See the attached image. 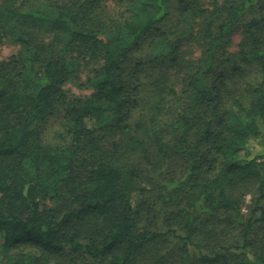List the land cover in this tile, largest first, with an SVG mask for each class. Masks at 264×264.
I'll list each match as a JSON object with an SVG mask.
<instances>
[{
    "label": "trees",
    "instance_id": "1",
    "mask_svg": "<svg viewBox=\"0 0 264 264\" xmlns=\"http://www.w3.org/2000/svg\"><path fill=\"white\" fill-rule=\"evenodd\" d=\"M6 42L0 264H264V0H0Z\"/></svg>",
    "mask_w": 264,
    "mask_h": 264
},
{
    "label": "rangeland",
    "instance_id": "2",
    "mask_svg": "<svg viewBox=\"0 0 264 264\" xmlns=\"http://www.w3.org/2000/svg\"><path fill=\"white\" fill-rule=\"evenodd\" d=\"M199 1L204 6H208L211 0H199ZM240 41H241V34L240 32H237L233 35L232 42L228 46L227 50L230 52L236 51L238 49V44L240 43ZM17 49L18 47L10 42H6L0 45V58H5L13 53H16L18 51ZM191 50H193V53H192L193 56H196L199 53L198 46H196V48L193 47ZM89 68L90 67H85L80 71L78 75V79H80L79 81L84 82L89 77L90 75ZM175 80L179 81L180 80L179 76H177ZM65 89L70 96L85 95L89 93V89H86V87L80 86L78 81H68L65 84ZM60 116H61L60 113L53 114L45 123L41 124L42 136L45 139L49 140L52 137L54 138L55 132L59 128ZM108 139L103 142H107ZM249 198H250L249 194H245L243 196L245 204L248 203Z\"/></svg>",
    "mask_w": 264,
    "mask_h": 264
}]
</instances>
